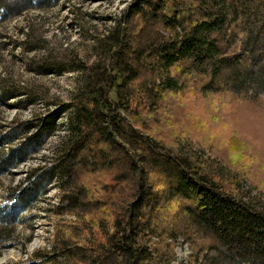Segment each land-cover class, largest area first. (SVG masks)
<instances>
[{
	"label": "trees",
	"instance_id": "trees-1",
	"mask_svg": "<svg viewBox=\"0 0 264 264\" xmlns=\"http://www.w3.org/2000/svg\"><path fill=\"white\" fill-rule=\"evenodd\" d=\"M33 7L34 0L12 8L0 0V12L11 15ZM91 40L94 59L73 50L69 65L52 64L78 72L71 100L27 122L32 134L0 152L1 176L35 154L66 116L52 163L0 207V219L36 203L45 178H68L81 216L56 233L74 245L66 250L80 264H172L180 240L191 248L187 264H264V207L246 201L233 176L231 190L215 160L196 159L186 145L189 153L160 148L143 120L132 119L158 120L168 95L215 93L220 84L227 100L234 90L264 98V0H131Z\"/></svg>",
	"mask_w": 264,
	"mask_h": 264
},
{
	"label": "rangeland",
	"instance_id": "rangeland-1",
	"mask_svg": "<svg viewBox=\"0 0 264 264\" xmlns=\"http://www.w3.org/2000/svg\"><path fill=\"white\" fill-rule=\"evenodd\" d=\"M19 2L22 0H6V6L12 8ZM130 2L34 0L33 8L16 15L1 10L0 152L18 146L32 134L35 128L27 122L36 123L38 116L55 109L58 100H71L78 72L59 73L52 64L69 65L73 50L94 59L91 37L106 32ZM217 88L215 93L204 88L194 96L185 90L168 95V107L158 120L146 114L130 116L143 120L144 133L155 138L160 148L166 146L177 153L180 146L189 153L187 149L193 147L196 159L215 160L222 168L219 173L224 176L222 170L227 172L224 177H228L225 180L231 190L229 177L233 176L242 185L245 200L253 199L264 207V98L234 90L235 97L227 100L219 93L224 86ZM7 91L16 93L9 95ZM110 97L116 99L114 93ZM65 117L58 121V132L40 141L42 146L35 154L0 176V207L8 205L42 166L52 163L58 136L66 128ZM170 119L175 123H168ZM153 125L157 130H152ZM73 183L68 178H45L43 191L30 208L18 214L15 208L6 209V222L0 219V264H80L71 250H66L74 245L65 247L56 233L58 226L80 219L81 211L74 210L69 199L78 191ZM72 231L80 232L77 227ZM83 235L95 242L91 232ZM190 253L189 245L180 240L172 264H187Z\"/></svg>",
	"mask_w": 264,
	"mask_h": 264
}]
</instances>
